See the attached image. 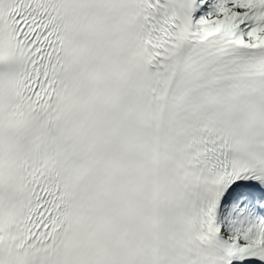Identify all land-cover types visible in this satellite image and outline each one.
Listing matches in <instances>:
<instances>
[{
	"label": "snow or ice",
	"instance_id": "1",
	"mask_svg": "<svg viewBox=\"0 0 264 264\" xmlns=\"http://www.w3.org/2000/svg\"><path fill=\"white\" fill-rule=\"evenodd\" d=\"M0 264H264V0H0Z\"/></svg>",
	"mask_w": 264,
	"mask_h": 264
}]
</instances>
